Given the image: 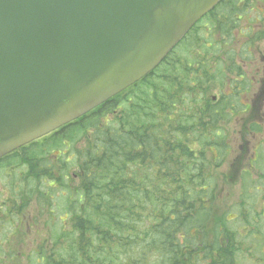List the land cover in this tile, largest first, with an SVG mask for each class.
Instances as JSON below:
<instances>
[{"label":"trees","instance_id":"obj_1","mask_svg":"<svg viewBox=\"0 0 264 264\" xmlns=\"http://www.w3.org/2000/svg\"><path fill=\"white\" fill-rule=\"evenodd\" d=\"M263 38L264 0H223L141 81L1 160V169L28 165L18 213L32 208L25 221L43 222L28 264H236L238 222L264 255V231L244 209L252 174L242 169L261 125L244 122L240 156L224 128L244 111L250 83L239 82L240 67ZM217 85L232 92L214 101ZM240 176L242 201L221 211L222 190ZM10 244L0 241L7 264L17 259Z\"/></svg>","mask_w":264,"mask_h":264},{"label":"water","instance_id":"obj_2","mask_svg":"<svg viewBox=\"0 0 264 264\" xmlns=\"http://www.w3.org/2000/svg\"><path fill=\"white\" fill-rule=\"evenodd\" d=\"M221 0H0V157L153 71Z\"/></svg>","mask_w":264,"mask_h":264},{"label":"rangeland","instance_id":"obj_3","mask_svg":"<svg viewBox=\"0 0 264 264\" xmlns=\"http://www.w3.org/2000/svg\"><path fill=\"white\" fill-rule=\"evenodd\" d=\"M207 24V23H206ZM206 24L202 25L203 28ZM209 24V23H208ZM244 27V26H243ZM200 28V29H201ZM220 36V35H219ZM223 37L220 36L219 39ZM242 36L238 33L236 40L241 41ZM250 61L244 66L240 67V71L244 72L245 76L239 79V82L247 80L250 83V89L241 98L239 106L244 109V111H238V113H233L231 123H228L224 128H229L232 131L231 140H233L232 146L235 149L236 156H240V147L243 144L241 138L242 125L247 122H258L261 125L262 133L250 136L247 138V159L244 161L243 168L246 171H250L252 174L250 182L251 194L248 193L245 197L244 209L247 211V216L252 219L255 229H263L264 231V38L259 41H255V46L250 50ZM179 53V52H178ZM239 63V62H238ZM242 64L240 63V66ZM232 92L228 86L221 91L217 85L213 97L216 100L223 94H228ZM246 105H249V109H246ZM253 105V110L250 108ZM255 106V108H254ZM240 108V109H241ZM109 120H113L109 117ZM233 155L232 157H234ZM230 162L234 164L235 157L231 158ZM28 165H18L12 168H0V230L2 234L0 235V241L6 244L11 241L12 244L6 245L4 249L9 252L11 250V257L17 258L9 264H28L30 256L33 254V248L36 244H39L42 237H44V229L42 224L34 225L33 223H28L25 221L24 216L33 219L37 214L32 208L26 211L23 208L21 213L18 211L17 202L22 199L26 202L25 198H18L22 193L27 192L28 188L25 183L22 182L25 172L28 171ZM223 172V171H222ZM230 164L228 163L225 171L221 173L219 178V189L223 186V176L228 177L230 175ZM243 180V181H242ZM237 184L234 188H228L222 190L219 197L221 204L220 210L226 209L230 201L241 202L242 193L244 188V176H240L237 180ZM21 207L24 203L20 204ZM33 206H36V201L33 202ZM11 211H8V210ZM13 212V216L11 213ZM236 211L230 212V215L235 214ZM241 226L239 241L240 252L237 255L236 264H264V255L260 253L258 249H254L251 245L254 242L252 236L247 235L246 228L244 224L238 222ZM246 225V223H245ZM2 227V228H1ZM20 228L17 230V228ZM237 230V227L235 228ZM8 256L5 253L3 257L0 258V264H7ZM21 261V262H20Z\"/></svg>","mask_w":264,"mask_h":264}]
</instances>
